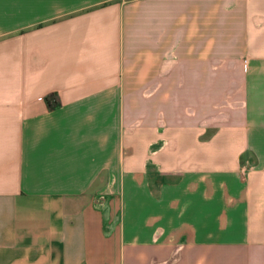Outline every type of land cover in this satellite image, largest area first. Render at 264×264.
Masks as SVG:
<instances>
[{
  "label": "crops",
  "instance_id": "1",
  "mask_svg": "<svg viewBox=\"0 0 264 264\" xmlns=\"http://www.w3.org/2000/svg\"><path fill=\"white\" fill-rule=\"evenodd\" d=\"M0 264H264V0H0Z\"/></svg>",
  "mask_w": 264,
  "mask_h": 264
}]
</instances>
